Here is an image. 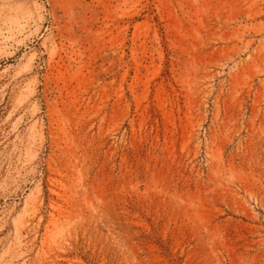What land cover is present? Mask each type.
<instances>
[{
	"label": "rangeland",
	"instance_id": "obj_1",
	"mask_svg": "<svg viewBox=\"0 0 264 264\" xmlns=\"http://www.w3.org/2000/svg\"><path fill=\"white\" fill-rule=\"evenodd\" d=\"M0 264H264V0H0Z\"/></svg>",
	"mask_w": 264,
	"mask_h": 264
}]
</instances>
